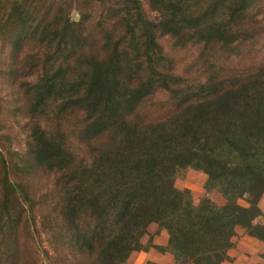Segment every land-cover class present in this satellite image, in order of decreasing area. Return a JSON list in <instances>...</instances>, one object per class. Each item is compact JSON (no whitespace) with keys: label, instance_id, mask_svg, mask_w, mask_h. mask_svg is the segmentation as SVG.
<instances>
[{"label":"trees","instance_id":"trees-1","mask_svg":"<svg viewBox=\"0 0 264 264\" xmlns=\"http://www.w3.org/2000/svg\"><path fill=\"white\" fill-rule=\"evenodd\" d=\"M145 1L149 13L142 0H0V42L27 37L31 71L26 151L10 162L0 147V264H130L149 248L221 264L238 228L264 242V60L180 76L159 43L232 53L264 31V1ZM158 93L172 107L146 118ZM27 170L53 175L40 202ZM187 170L222 202L176 187ZM153 224L166 244L142 241Z\"/></svg>","mask_w":264,"mask_h":264},{"label":"rangeland","instance_id":"rangeland-1","mask_svg":"<svg viewBox=\"0 0 264 264\" xmlns=\"http://www.w3.org/2000/svg\"><path fill=\"white\" fill-rule=\"evenodd\" d=\"M142 3L144 10L149 13L146 1L142 0ZM79 7L81 8V5ZM71 17L75 20L79 19L76 10H71ZM33 26L34 23L29 29ZM159 43L163 47L164 53L173 59L174 73L180 76L191 77L204 71L207 73L213 71L211 69L212 63H214V69L216 70L221 68L224 71L232 72L237 68H248L264 60V31H261L250 43L234 48L232 53L222 49L215 59L209 57L210 54L204 56L206 48L202 45L177 48L173 45L172 40L167 37H160ZM27 44V37L19 40L10 38L2 44L0 42V64L2 69L0 75V122L2 125L0 147L7 152L10 162H13V158H16L12 154L13 152L24 154L26 151L28 118L25 112L24 90L26 89L25 83L28 81V74L31 71L29 59L22 60V57L29 52ZM18 55L20 60L14 68L15 72H12L14 58ZM171 107L166 94L158 93L152 101L151 98L148 100L140 112L146 118H151L159 116ZM24 178L25 184L28 183L31 188V197L40 202L42 194L46 193V190L52 185L53 175L27 170ZM205 180L206 176L202 172L187 170L183 176L175 180V185L178 188H189L195 203H198L203 196H208L216 203H221L222 197L220 194L216 191H205ZM240 203L244 204L245 202L241 200ZM262 206L264 207V197L262 198ZM257 222L264 223V217L257 219ZM156 230L157 227L154 224L150 225L148 233L143 237L144 242H149ZM238 230L235 236L236 241L241 237V233L244 234L241 228H238ZM136 257L133 256L134 260L137 259ZM133 258L131 256L130 264H133Z\"/></svg>","mask_w":264,"mask_h":264},{"label":"crops","instance_id":"crops-1","mask_svg":"<svg viewBox=\"0 0 264 264\" xmlns=\"http://www.w3.org/2000/svg\"><path fill=\"white\" fill-rule=\"evenodd\" d=\"M264 197V196H263ZM262 206V200L260 202ZM237 238V237H236ZM152 243L157 245H164L167 241V234L164 230H160L159 233H154L151 237ZM144 242V239H142ZM264 251V242L241 233L239 240L234 238V246L228 251L230 257L229 260L223 261L221 264H258L262 263L263 259L260 254ZM137 256L133 264H146L147 261H153L156 264H168L172 262V256L169 253H160L154 248L148 250H141L134 252L132 255ZM131 259V257H130Z\"/></svg>","mask_w":264,"mask_h":264}]
</instances>
